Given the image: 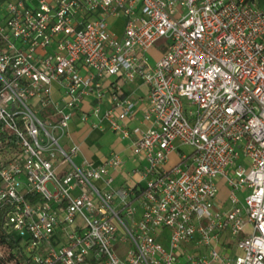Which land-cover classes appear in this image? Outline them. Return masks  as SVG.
Wrapping results in <instances>:
<instances>
[{
  "label": "built area",
  "instance_id": "built-area-1",
  "mask_svg": "<svg viewBox=\"0 0 264 264\" xmlns=\"http://www.w3.org/2000/svg\"><path fill=\"white\" fill-rule=\"evenodd\" d=\"M76 112L129 140L130 170L74 160ZM0 208L7 264H264V2L0 0Z\"/></svg>",
  "mask_w": 264,
  "mask_h": 264
},
{
  "label": "crops",
  "instance_id": "crops-1",
  "mask_svg": "<svg viewBox=\"0 0 264 264\" xmlns=\"http://www.w3.org/2000/svg\"><path fill=\"white\" fill-rule=\"evenodd\" d=\"M159 46H152L148 49V55L151 60H154L156 57H158L160 51ZM122 84L123 90L125 93L129 94V96L136 101H139V108H137L132 115L126 118L127 124H138L142 127L146 126L148 123L146 120H144L141 112L142 108V101L146 98V92H147V86L146 84L142 83L140 80L136 79L131 82H125L123 80L119 81ZM134 94V95H133ZM109 97L103 98L102 107L105 108L110 104ZM89 101L86 100L84 103H82V109H88ZM102 108V109H103ZM97 121V118L93 115L89 114L86 119H81L80 112H76L69 122L68 126V135H67V142H70L77 146L78 151L75 154L74 157L78 158L77 163H82L84 160L90 161L92 163H99L102 156L104 154H107L110 150L119 151L123 157H124V163L122 168L124 170H130L132 167L128 166V163L130 162L133 166L132 162V152L129 145V140L125 138L119 137L117 131L113 130L109 127L108 122L106 119H103L100 122V125L93 126L92 123ZM107 132H113L114 135L112 138L106 143L107 150H99L96 146L95 142V133L98 135L106 134ZM112 133V134H113ZM175 157V153L171 154V158L173 159ZM114 182L120 181L121 174L119 173V170H114ZM133 178V175H132ZM219 189L222 185L226 184L222 179H219ZM219 191V190H218ZM227 193V188L225 187V193L224 195H219V197H224ZM216 264L215 262H213ZM211 263V264H213Z\"/></svg>",
  "mask_w": 264,
  "mask_h": 264
},
{
  "label": "rangeland",
  "instance_id": "rangeland-1",
  "mask_svg": "<svg viewBox=\"0 0 264 264\" xmlns=\"http://www.w3.org/2000/svg\"><path fill=\"white\" fill-rule=\"evenodd\" d=\"M134 95V94H133ZM51 110L50 109H44L42 111H40L39 115L41 118H43V120L45 121V125L46 127L51 131V133H53L55 136L60 135L61 133V129L59 127H52V125L50 123H54L55 121V116H52L50 114ZM113 132H107L106 134H101L98 135L95 133V142H96V146L99 150H107V146L106 143L112 138V136L114 135ZM66 139H67V135H62L60 137V143H62L64 145V147L67 148L66 145ZM74 160L78 162V158L74 157ZM129 167H132L131 163H128ZM134 179H138L139 178V173H135L133 175ZM119 181H115L114 184L116 185ZM225 185H222L221 188L219 189L218 193L219 195H224L225 193ZM141 214V210L140 207H137L136 212L134 213V219L138 220ZM203 224H205V220L202 221ZM162 233L166 236V238L162 239L159 236H157L158 239L161 240V242L163 243V245L168 248L169 246V235H170V230L168 228H164ZM214 264V263H213Z\"/></svg>",
  "mask_w": 264,
  "mask_h": 264
},
{
  "label": "trees",
  "instance_id": "trees-1",
  "mask_svg": "<svg viewBox=\"0 0 264 264\" xmlns=\"http://www.w3.org/2000/svg\"><path fill=\"white\" fill-rule=\"evenodd\" d=\"M259 1L264 2V0ZM17 241L12 231L7 227L4 210L0 208V264L17 260V255L14 253Z\"/></svg>",
  "mask_w": 264,
  "mask_h": 264
}]
</instances>
